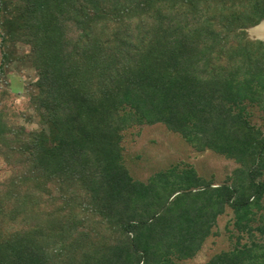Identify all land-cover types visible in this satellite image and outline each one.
Segmentation results:
<instances>
[{"label":"trees","instance_id":"obj_1","mask_svg":"<svg viewBox=\"0 0 264 264\" xmlns=\"http://www.w3.org/2000/svg\"><path fill=\"white\" fill-rule=\"evenodd\" d=\"M262 19L264 0H0V81L37 69V127L0 111V264H187L227 208L233 247L202 264H264ZM155 123L238 165L134 178L123 134Z\"/></svg>","mask_w":264,"mask_h":264},{"label":"rangeland","instance_id":"obj_2","mask_svg":"<svg viewBox=\"0 0 264 264\" xmlns=\"http://www.w3.org/2000/svg\"><path fill=\"white\" fill-rule=\"evenodd\" d=\"M256 25V24H255ZM253 25V26H255ZM252 27V26H250ZM251 38H256L255 33H250ZM18 53L26 52L29 47L19 44ZM37 77V69L25 61L14 60L4 72L0 81V111L7 119L24 124L27 129H35L37 122L34 117L27 118L26 99L29 84ZM26 117V118H25ZM124 163L131 175L140 180H145L149 175L168 166L186 162L192 165L199 175L213 178L215 183H221L238 165L233 159L226 158L209 149L202 152L194 150L178 133L169 130L162 123L143 124L128 128L122 138ZM9 174L7 165L0 161V176ZM231 209L218 216L216 225L203 242L200 250L187 264H202L214 253L228 250L233 247L235 240L231 226Z\"/></svg>","mask_w":264,"mask_h":264},{"label":"bare ground","instance_id":"obj_3","mask_svg":"<svg viewBox=\"0 0 264 264\" xmlns=\"http://www.w3.org/2000/svg\"><path fill=\"white\" fill-rule=\"evenodd\" d=\"M252 32L259 35V36H264V23L261 25H257L255 28H251Z\"/></svg>","mask_w":264,"mask_h":264},{"label":"water","instance_id":"obj_4","mask_svg":"<svg viewBox=\"0 0 264 264\" xmlns=\"http://www.w3.org/2000/svg\"><path fill=\"white\" fill-rule=\"evenodd\" d=\"M262 23H264V19L260 20L255 26H252L250 28H255L257 25H261ZM252 32V30L250 29V33ZM253 33V32H252ZM255 37L258 38V39H264V36H259L257 34H255Z\"/></svg>","mask_w":264,"mask_h":264}]
</instances>
